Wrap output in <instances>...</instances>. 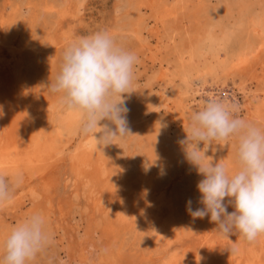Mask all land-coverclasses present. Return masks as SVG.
I'll return each mask as SVG.
<instances>
[{"label": "bare ground", "instance_id": "6f19581e", "mask_svg": "<svg viewBox=\"0 0 264 264\" xmlns=\"http://www.w3.org/2000/svg\"><path fill=\"white\" fill-rule=\"evenodd\" d=\"M196 1L143 0L141 5L150 11V16L143 18L139 15L136 21L123 25L131 34L120 45L137 57L146 56L153 64L158 65L150 80L151 84H157L161 88L163 94L155 97L149 88L146 98L134 104L124 102L130 110L129 124H133L131 127H136L141 132L138 145L141 155L156 162V165L166 160L167 146L172 143L169 134L173 120L170 115L165 119L156 118L159 107L168 109L167 101L170 99L175 109L181 108L184 100H192L194 94L202 91L209 96L221 95V99L218 97L220 100L233 103V91L246 96V81L252 78L257 84L256 93L259 91L263 96V103L259 108L264 106V75L256 74L257 68L264 67V0H257L256 11L253 10L254 4L249 5L252 10L247 17L240 3L248 4L250 0H238L239 9L229 15L224 24L206 27L202 25ZM140 11L141 7L138 5L137 14ZM61 16L64 17V13ZM149 19L152 20L151 28L148 25ZM0 26L3 30L8 26L6 16L2 14ZM105 31L114 35L112 30ZM145 31H149V36L158 44L154 51H151L149 44L152 42L145 36ZM22 56L23 47L2 37L0 33V111L3 113L0 115V175L14 177L19 174L22 176L19 189H25L28 193L38 191L51 197L56 187L51 179L53 171L59 167L70 166L74 177L72 188L85 194L93 215L98 212L107 214L100 228L103 239L101 244L95 245L89 240L77 245L78 247H68L71 251L77 250L71 254L76 257L73 260L77 264H121L126 255L124 251L128 252L130 249L115 240L119 228L124 226V233H133L142 225L144 233L150 235L149 247L154 245L160 253L158 257L151 254L152 256L143 258V264H216L213 250L215 244L210 242L194 258L171 252L170 243L176 235L164 215H154L153 209L156 211L158 208H152L154 204L144 208L135 204L128 196L118 198L119 194L118 199L114 197L113 200L110 194L108 198L112 200L109 202L98 196L101 191H121L125 195L134 187L132 183L121 182L120 177H123L116 174L115 168L107 167L105 160L108 159V152L103 146L97 145L91 135L80 133L79 113L61 108L56 116L49 117L48 109L59 107L58 95L51 94L45 87L54 81V75H46V80L49 81L45 83L38 77L33 84L21 72ZM167 85L177 93L174 97L163 96L167 95ZM256 96L258 94L252 95ZM189 109L185 112L190 113ZM105 122L110 124L109 121ZM178 144L175 143L176 146ZM211 146L214 148L216 145ZM182 147L175 148L180 151L178 153L176 150L181 159L185 154ZM179 158L178 161H181ZM22 196L23 194L7 203L17 210L24 202ZM47 204L43 206L47 212L45 218L51 214L50 200ZM223 238L231 241L232 235L229 239L226 236ZM228 243L231 250L232 245ZM153 250L155 251L154 248ZM148 252L151 253V250L148 249ZM235 254L236 250L232 249L227 258ZM239 255V260L243 262L247 258V251L242 248ZM199 257L202 259L199 260ZM254 263L264 264L256 261ZM244 264L249 263L244 261Z\"/></svg>", "mask_w": 264, "mask_h": 264}, {"label": "rangeland", "instance_id": "374dc122", "mask_svg": "<svg viewBox=\"0 0 264 264\" xmlns=\"http://www.w3.org/2000/svg\"><path fill=\"white\" fill-rule=\"evenodd\" d=\"M142 1L0 0V14L4 15V17L6 16L8 21L6 29L3 30L0 26V33L2 37L23 47L20 69L24 78H30L34 84V80L41 77L42 82L45 83L48 80H46V75L50 77L54 75L53 78L55 79L62 60V53L66 46L73 41L81 37L90 36L98 31L109 29L112 30L113 37L120 44L125 37L131 34L123 25L130 21H136L139 15L143 18L150 16V11L145 10L144 6L141 5ZM237 1L197 0L202 25L206 27L224 24L227 17L239 9ZM256 3L257 0H250L248 4L247 2L240 3L246 17L250 13V10H252L248 6L254 4L253 10L256 11ZM138 5L141 7L142 12L140 11L137 14L136 9ZM61 13H64V17L61 16ZM150 19L148 25L151 28L153 25ZM148 32L145 31V36H147L148 40H151L152 43L149 46L151 47V51H154L158 44L154 43ZM56 43L57 45H55ZM157 66L146 56H138V62L135 65L132 83L129 88L130 93L124 94V102L134 104L146 98L145 96L149 88H151L150 92L155 97L163 94L161 88L157 84H151L150 80L151 74L157 70ZM256 74L264 75V67L262 69L257 68ZM169 85H167V95L164 94L163 96L174 97L177 93ZM245 89L246 96L233 91V96H235L233 103L235 101V104L239 106V111L236 115L258 127L264 128V106L259 108L263 103V96L259 91L256 93L257 84L255 80L252 78L247 79ZM200 92L197 95L194 94L192 100H184L182 103L183 107L181 106V108L175 109L172 99L167 101L168 109L159 107L158 110L160 111L156 114V118L165 119L170 115L169 117L173 120L172 124H170L169 134L172 143H169L167 146L168 155L166 156L168 159L166 158L165 161L163 160L164 162H160L161 164L157 163L158 165H156V162L141 155L138 146L141 132L136 127L132 128L133 124H128L129 128L131 127L130 134L124 137L123 140L118 141L119 139H116L114 140L115 142L113 141V144L107 145V148L103 146V149L108 152V159L105 160L107 167L115 168L116 174H119V177L121 174L126 179L124 180L120 177V181H125V184L132 183L134 188L127 192L129 194L126 193L125 195L121 191H118L119 193L101 191L98 196L106 202L112 200L108 198L110 194L113 200L114 197L118 199L128 196L135 204L144 208L152 206L151 204H154L152 208L157 206L156 211L153 209L154 215H164L168 223L171 224L173 233L176 235L175 239L170 243L171 252H177L189 257L193 256L194 258L210 242L215 244V246L212 245L216 264H244V261H247L249 264H258L254 263L255 261L264 263V235L258 237L251 244L242 241L238 235H232L231 241H227V239L224 240L222 235L214 231L217 225L210 222V214L209 217L203 219H193L186 210V203L189 199L192 200L193 209L203 207L199 203L200 193L197 190V183L203 179V176L198 174L197 166L189 162L186 157L185 150L192 151L193 145L184 144L182 147L183 144L180 143V141L186 139V132L189 126L188 116L190 113L185 112V110L187 108H190L189 110L191 111L199 110L207 100L221 99V95L209 96L204 94L205 92ZM255 94H258V96L252 97ZM115 99L118 100L119 98L116 97ZM60 110V106L58 109L54 107L48 109L49 117L51 115L56 116ZM104 122L102 121L101 123L103 124ZM175 143H179L178 147ZM171 144L173 147L170 146ZM199 145L200 149L207 147V145L203 146L202 142ZM181 147L185 153L182 159L179 158L176 151L181 149ZM235 149L236 141L234 139L228 141L225 146H223V143L222 146L218 145L217 147L216 145L214 148L211 146L205 152L207 157L204 158L203 163H207L211 158L213 163L219 162L220 159L224 158L222 162L229 169H232ZM201 153L203 155V150H201ZM178 158L181 161H178ZM51 179L56 185L51 197L44 196L38 191V193L29 192V194L25 189L17 187L10 201L17 199L19 195L23 194L24 197L22 196V199L24 202L20 204L19 208L15 210L13 205L9 203L0 205V239H3L25 217L36 212L41 213L43 216L46 215L47 212L43 206H46L47 201L50 200L51 214L49 213L50 215L46 220L49 219L47 223L53 237L52 243L31 264H77L76 260H73L76 257L71 255L77 250L71 251L68 247H74L89 240L95 245L101 244L103 239H101L100 228L107 214H104L106 212H98L93 215V211H91L84 197L85 194L76 192L72 188L74 177L70 166L59 167L54 170ZM114 194L118 195L114 196ZM117 196L119 197L117 198ZM228 211H234V208L229 206ZM141 226L139 225L133 233L129 231L124 233V226L119 228L115 240L117 243L123 244L127 249H130L128 252L124 251L126 255L121 264H143L145 263L141 261L143 258H148L151 254L153 257L159 256V252L154 245H150L151 247H149L150 235L148 233L145 234L143 231L144 227ZM228 242L232 245L231 250H236V254L229 258L227 257L231 250ZM240 246L247 251V258L245 257L243 262L239 260V253L242 250ZM148 249L151 250V253L148 252ZM142 255L143 257H141Z\"/></svg>", "mask_w": 264, "mask_h": 264}, {"label": "clouds", "instance_id": "9594fccd", "mask_svg": "<svg viewBox=\"0 0 264 264\" xmlns=\"http://www.w3.org/2000/svg\"><path fill=\"white\" fill-rule=\"evenodd\" d=\"M137 62L138 57L111 34L98 31L66 46L54 81L45 87L58 95L62 109L79 113L82 135H91L97 145L107 146L130 134V110L124 94L130 93ZM238 111L235 103L209 99L202 108L190 112L187 136L180 143L193 145L192 151L186 149V157L203 176L197 183L203 207L193 209L189 199L186 210L193 219L210 214V222L217 225L214 231L228 239L238 235L251 244L264 235V128L240 118ZM233 139L236 149L232 169L222 162L224 158L203 163L211 145L225 146ZM201 142L206 149L198 147ZM21 182L19 174L0 175V205L12 199ZM229 206L234 211L229 212ZM52 239L46 218L33 213L0 239V264H31L50 247Z\"/></svg>", "mask_w": 264, "mask_h": 264}]
</instances>
